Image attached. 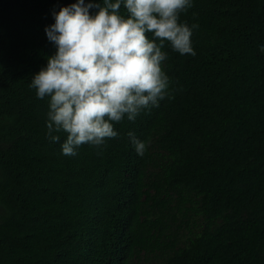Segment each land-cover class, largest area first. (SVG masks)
I'll list each match as a JSON object with an SVG mask.
<instances>
[{
	"label": "trees",
	"instance_id": "obj_1",
	"mask_svg": "<svg viewBox=\"0 0 264 264\" xmlns=\"http://www.w3.org/2000/svg\"><path fill=\"white\" fill-rule=\"evenodd\" d=\"M75 2L0 0V264H264V0H194L171 98L65 156L29 85Z\"/></svg>",
	"mask_w": 264,
	"mask_h": 264
},
{
	"label": "clouds",
	"instance_id": "obj_2",
	"mask_svg": "<svg viewBox=\"0 0 264 264\" xmlns=\"http://www.w3.org/2000/svg\"><path fill=\"white\" fill-rule=\"evenodd\" d=\"M194 0H76L53 9L45 27L55 52L31 77L29 87L47 99L46 136L61 153L76 156L82 145L101 149L118 137L115 124L135 122L145 110L171 98L163 70L166 44L180 55H196L193 30L180 14ZM123 9V11H122ZM150 34V35H146ZM264 53V44L259 45ZM137 155L147 144L128 132Z\"/></svg>",
	"mask_w": 264,
	"mask_h": 264
}]
</instances>
